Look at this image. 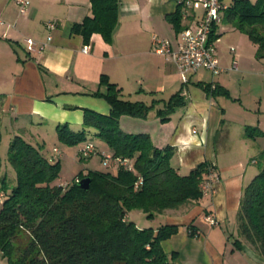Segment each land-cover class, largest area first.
Returning a JSON list of instances; mask_svg holds the SVG:
<instances>
[{
  "label": "crops",
  "instance_id": "crops-1",
  "mask_svg": "<svg viewBox=\"0 0 264 264\" xmlns=\"http://www.w3.org/2000/svg\"><path fill=\"white\" fill-rule=\"evenodd\" d=\"M119 1L112 41L106 43L93 34L85 45L71 28L90 15L89 0H27L26 16L19 13L15 0H0V122H22L38 131H53L66 123L78 131L85 109L106 116L110 112L104 99L93 96L105 91L99 85L105 75L121 89L122 99L153 106L145 119L121 116L119 125L124 132L147 134L159 149L171 146L170 163L180 175H187L202 162L214 167L210 189L197 204L164 214L166 224L178 226V232L161 243L166 254H176L171 264H225V256L232 252L231 257H236V250L247 251L261 262L249 245L242 242L240 249L229 245L231 236L241 240L236 215L242 191L258 173L250 166L258 164L264 151V59L256 58V46L243 37L221 41L226 28L229 33L236 32L222 22L216 44L222 72L206 80L202 74L195 78L198 73H209L199 70L183 84L175 65L152 48L156 36L177 50L179 33L166 16L176 11L181 0ZM203 13V6L193 3L187 15L181 13L183 29L194 26ZM25 39L36 43L34 51L27 50ZM233 60L237 70L230 69ZM239 79L256 86L250 99L245 93L234 92ZM199 84H211L218 91L210 96ZM176 93L183 104L162 123L155 113ZM246 127L255 130L254 138L244 136ZM54 149L57 155L59 150ZM108 152L112 153H102ZM208 218L215 225H210ZM190 224L197 228L194 238L188 236ZM231 228L234 231L228 234Z\"/></svg>",
  "mask_w": 264,
  "mask_h": 264
},
{
  "label": "trees",
  "instance_id": "trees-1",
  "mask_svg": "<svg viewBox=\"0 0 264 264\" xmlns=\"http://www.w3.org/2000/svg\"><path fill=\"white\" fill-rule=\"evenodd\" d=\"M90 15L72 25L71 33L87 45L93 34L110 43L118 24L119 0H89ZM182 5L166 16L173 30H183ZM222 22L243 33L256 46L255 56L264 59V0H232L223 11ZM104 92L93 96L104 99L109 114L83 111L82 128L68 124L55 127L58 138L68 146L89 142L88 133L100 140L113 156L127 158L133 171L116 168L89 171L65 186L54 185L59 160H48L19 135L9 145L8 162L15 172L10 183L2 174L0 159V256L8 264H171L176 254H166L161 243L178 232L174 224L157 228H138L127 214L138 210L151 220L167 211L192 207L202 198L201 183L214 167L207 162L180 175L171 165V146L155 147L147 134H128L119 125L123 115L145 119L152 105L122 99L121 89L105 75L100 77ZM206 94L216 95L211 84L198 85ZM183 104L174 94L156 111L162 123L174 108ZM254 129L246 127L244 136L254 138ZM1 141V131H0ZM264 161V151L258 157ZM89 178L88 190L75 180ZM141 181L135 187V185ZM237 234L264 258V167L243 188L236 215ZM188 236H197V228L186 227ZM26 235L22 242L20 236Z\"/></svg>",
  "mask_w": 264,
  "mask_h": 264
},
{
  "label": "rangeland",
  "instance_id": "rangeland-1",
  "mask_svg": "<svg viewBox=\"0 0 264 264\" xmlns=\"http://www.w3.org/2000/svg\"><path fill=\"white\" fill-rule=\"evenodd\" d=\"M253 1V0H250ZM224 4L229 5L231 4L232 0H224ZM222 36H221V41L227 40V38L235 39L243 37L245 40L247 39V36L243 33H240L236 31L235 33H229L230 31L226 28L224 31H222ZM240 36V37H238ZM240 40V39H238ZM237 40V41H238ZM242 40V39H241ZM219 41V38H218ZM250 46H255L253 45L250 41H246ZM245 42V43H246ZM248 51V50H247ZM203 75V79H211L210 73H198L195 78L200 77V75ZM216 77V76H215ZM194 78V80H195ZM255 85L252 83L248 82H243L242 79H239L235 84H234V92H239V93H245L248 95V99L251 98V89H255ZM159 98L161 96H158ZM168 97V96H166ZM164 97V98H166ZM247 99H245L246 101ZM151 118V117H150ZM151 120V119H149ZM22 122L15 124L14 122H10L9 120L3 119L2 122H0V131H1V141H0V159H1V166H2V174L1 176H5L7 180L10 183H13L15 180V172L11 168L9 162H8V150H9V145L12 141V138L14 137L15 134L19 135L23 139H25L27 142L32 144L35 147H38L40 153L47 158L48 160H53L54 155L55 157H59V170H58V177L54 180V185H64L67 183L72 182V180L78 176L82 175L85 176L90 170L91 171H105V167L101 163V158L100 154L94 155L89 159H83L79 157L78 155V145H72L68 146L65 145L57 135V132L55 130H50L43 128L42 130H34L33 128L27 127L23 124ZM131 127L136 126L135 124H131ZM15 129V133L13 134V131ZM88 141L92 142L94 146H97L100 151L99 153L102 152H107L109 151L104 144L97 138H95L92 133H88L87 136ZM80 145V144H79ZM57 147L59 152L58 154H54V148ZM109 153V152H108ZM222 161L225 160L223 156L219 157ZM261 167H264V161H258V164L256 165H251L250 169L253 170L254 172H258ZM1 198V195H0ZM206 200H203V202ZM127 219L129 221H132L135 223V225L140 228H157L159 225H162L165 223V215H156L153 219L148 220L145 217V214H143L141 211L134 210L131 211L130 213L127 214ZM234 231V229H230L228 234H231ZM235 235V234H234ZM237 235V234H236ZM26 235L22 234L20 236V240L24 242L26 240ZM235 236H231V242H230V249L234 248L233 242ZM236 248V247H235ZM229 249V250H230ZM237 249V248H236ZM254 251V250H253ZM238 255L236 257H231V253L229 255L227 254L225 256L226 262L225 264H264V258H262L257 252L254 251V254L258 256V258H261V262H256L255 259L252 258L253 255H251L247 251H239L236 250ZM234 253V252H233ZM228 258H232L233 261ZM228 262V263H227ZM0 264H8V261L0 256Z\"/></svg>",
  "mask_w": 264,
  "mask_h": 264
},
{
  "label": "built area",
  "instance_id": "built-area-1",
  "mask_svg": "<svg viewBox=\"0 0 264 264\" xmlns=\"http://www.w3.org/2000/svg\"><path fill=\"white\" fill-rule=\"evenodd\" d=\"M15 2L19 8V13L22 16H26L28 9L27 0H15ZM193 3L203 6V16L194 26L185 28L179 32L177 50H172L168 41L156 36L152 37L153 51L166 57L175 65L183 84H188L189 75L199 70H205L213 77L220 74L223 70L218 64L216 44L218 41L217 29L222 24V14L227 6L222 3V0H181L180 5H182V9L184 10V16L187 15V11ZM49 27H52V24H49ZM24 42L29 52L35 50L36 43L33 40L25 39ZM230 52L234 55L235 50L231 48ZM230 69L237 70L236 60L232 61ZM54 152L56 153L57 150L54 149ZM97 154H100V161L105 168H122L133 171L132 164L127 158L115 157L112 153H99L91 142L84 143L78 152L79 157L83 159H89ZM213 178L214 173H210L207 180L201 183L200 187L203 194H207L209 191ZM75 181L79 182L78 179ZM139 183L141 181H138L135 187ZM207 221L210 225H215V221L212 218H208Z\"/></svg>",
  "mask_w": 264,
  "mask_h": 264
},
{
  "label": "water",
  "instance_id": "water-1",
  "mask_svg": "<svg viewBox=\"0 0 264 264\" xmlns=\"http://www.w3.org/2000/svg\"><path fill=\"white\" fill-rule=\"evenodd\" d=\"M90 184V179L89 178H83L79 181L78 185L82 190H88Z\"/></svg>",
  "mask_w": 264,
  "mask_h": 264
}]
</instances>
